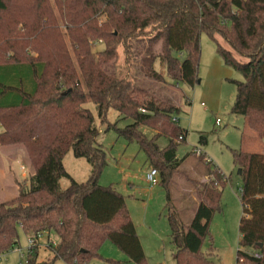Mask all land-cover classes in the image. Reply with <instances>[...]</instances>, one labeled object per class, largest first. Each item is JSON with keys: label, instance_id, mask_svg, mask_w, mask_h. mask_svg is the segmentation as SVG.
Returning a JSON list of instances; mask_svg holds the SVG:
<instances>
[{"label": "trees", "instance_id": "trees-1", "mask_svg": "<svg viewBox=\"0 0 264 264\" xmlns=\"http://www.w3.org/2000/svg\"><path fill=\"white\" fill-rule=\"evenodd\" d=\"M11 1L0 0L1 13L9 9ZM65 6L63 17L72 27L76 64L60 41L58 20L48 9L42 17L48 19L46 29L36 31L37 38L51 42L49 48H35L39 54L31 57L0 45V146L22 145L34 170L31 189L19 185L15 198L0 203V257L16 248L21 229L28 237L46 232L58 239L50 246L51 261L39 263V250L34 248L27 264H54L57 260L90 264L103 258L100 250L106 242L133 264H147L126 198L115 188L99 184L107 155L98 141L100 130L94 115L83 105L89 98L102 122L110 109L133 121L123 129L115 126V131L129 144H137L147 163L158 171L159 184L171 200V178L180 173L176 151L187 137V131L174 121L182 109L167 97L118 77L113 71L118 48H123L126 62L139 65L145 77L167 82L156 68L159 63L174 85L194 87L201 35L206 33L212 39L220 35L247 59L240 62L217 42L218 56L242 77L233 82L237 96L232 113L243 116L248 128L264 138V0H66ZM78 8L81 18L74 13ZM78 18L84 25L74 27ZM38 23L33 27L40 26ZM30 32L36 35L34 30ZM91 37L103 39L105 44L97 58L90 47ZM142 126L152 128L156 135L147 138ZM161 136L170 139L164 149L157 143ZM69 151L91 165L87 182L74 181L66 171L63 159ZM233 155L242 170L239 245L246 250L237 252V264H264V153L238 151ZM200 159L213 178L208 183L192 182L199 200L192 222L185 225L176 209L168 214L175 264H217L211 259L212 244L207 252L203 247L223 196L219 188L227 178L205 157ZM64 177L71 183L66 189L60 186Z\"/></svg>", "mask_w": 264, "mask_h": 264}, {"label": "rangeland", "instance_id": "rangeland-1", "mask_svg": "<svg viewBox=\"0 0 264 264\" xmlns=\"http://www.w3.org/2000/svg\"><path fill=\"white\" fill-rule=\"evenodd\" d=\"M65 1L46 0L45 3V0L41 2L12 0L9 9L6 12H0V45H3L2 48H11L15 53H25L31 57L39 54L34 50L35 48L41 50L49 48L51 42L37 38L38 32L36 31L39 27L40 32L46 29L48 19L42 17L46 16L45 11L48 9L54 14V19L58 20L60 41L64 43L76 64L73 51L74 42L70 34L72 27H68L63 17L66 13ZM61 2H63L62 7ZM79 10L80 8L74 12L77 17H80ZM80 18L77 19L78 24L74 27L84 25L80 23ZM35 22H39L40 26L33 27ZM3 30L13 34L8 36L2 33ZM32 30L36 32V35H29ZM214 36L215 39L206 33L201 35V58L198 67V81L200 82L194 87L184 84L174 85L167 78L165 69L159 63L156 68L166 77L167 82H157L145 77L137 63L131 65V61V63L126 62L127 57L122 47L118 48V59L113 67L118 77H126L137 85L154 92L157 96L167 97L182 109L181 113L176 116L178 120L176 124L187 131V137L176 151L177 159L181 162L180 173L171 178V200H168L164 186L161 184L151 186L146 181V172L149 171L146 165L148 161L144 153L139 151L137 144H129L115 131V126L123 129L133 121L124 120L121 113L110 109L107 118L102 122L96 105L89 98H87L88 102L83 105L94 115L95 125L100 130L98 141L107 155V166L99 178V184L115 188L126 198L129 214L134 218L143 242L147 264H175L176 248L172 243L168 214L176 209L182 222L187 226L194 218L199 200L196 194L197 187L192 182L206 183L202 180H205L204 177L207 174L204 162L195 153L192 154L196 150L205 152L207 160L211 161L213 166L218 165L227 178L225 185L219 188L223 196L219 202V210L216 211L211 222L210 237L203 251L207 252L212 244L214 255L211 259L217 264H237V252L246 251L239 245V224L243 212L240 200L243 180L239 174L240 168L234 162L233 154L238 151L263 154L264 139L248 128L243 116L232 113L237 96L236 85L233 82L241 80L242 77L237 71L228 68L218 56L217 42L230 52L233 51L220 35L215 34ZM91 39L92 37L89 39L90 47L97 58V55L105 48V44L103 39ZM5 40L7 44L4 43ZM1 50L0 48V53ZM234 55L241 60L240 62L247 61L237 53ZM82 86L86 90L83 81ZM217 119L221 121L220 125H216ZM109 126L111 129L107 130ZM141 130L149 139L156 135V131L150 127L144 126ZM169 142L170 139L165 136L159 137L157 141L160 149L168 147ZM0 162L4 176V182L0 183V203H4L18 195L19 185L31 189L30 177L33 174V166L28 157L22 161L24 171L20 168L21 164L12 159L8 160L1 156ZM63 165L74 181L85 183L89 180L92 167L87 159L76 158L73 152L69 151L63 159ZM210 176L213 178L211 174ZM3 183L6 185L5 188L2 187ZM70 184L69 178L60 179L62 189L68 188ZM146 209H148L147 214H145ZM19 234L20 245L16 250L2 256L0 264H27L29 239L21 229ZM50 237L54 243L58 242L56 235L50 234ZM47 238L48 235L40 238V241L44 243ZM48 251L47 253L44 250L41 252L42 262L51 261L54 258L52 251ZM100 253L101 257L105 258L104 261L94 259L90 264H133L111 242H106ZM54 264L66 263L57 260Z\"/></svg>", "mask_w": 264, "mask_h": 264}, {"label": "crops", "instance_id": "crops-1", "mask_svg": "<svg viewBox=\"0 0 264 264\" xmlns=\"http://www.w3.org/2000/svg\"><path fill=\"white\" fill-rule=\"evenodd\" d=\"M232 50V49H231ZM233 52H232V54L234 55V53H236L234 50H232ZM236 55H234V57H235ZM236 59H238L237 57H235ZM239 60V59H238ZM239 61H241V60H239ZM177 122H178V120H177ZM217 125V124H216ZM144 126H142V128H143ZM142 128H140V130L142 129ZM184 129V128H183ZM1 132H3V127H2V125L0 124V133ZM156 134V133H155ZM154 134V135H155ZM264 139V138H263ZM139 148V147H138ZM197 149V148H196ZM201 151V150H200ZM141 152V151H140ZM202 152V151H201ZM194 153V152H193ZM192 153V154H193ZM202 154L204 155V157H205V159H206V153L204 152H202ZM194 155V154H193ZM6 157L8 160L9 159H12V160H14V161H17V163H20L21 164V166H20V168L24 171L25 170V167L23 166V164H22V161L26 158V157H28L27 156V154H26V151L24 150V148L22 147V145H20V144H12V145H7V146H0V157ZM147 163V162H146ZM212 163V162H211ZM205 164V163H204ZM146 165H148L147 167H148V170L151 168V166H149V164L147 163ZM215 166H217V167H219L218 165H215ZM205 167H206V172H207V174L205 175V177H204V179L205 180H202L203 182L204 181H206V183H208L211 179V176H210V174H208V169H207V166H206V164H205ZM220 168V167H219ZM147 170V171H148ZM220 170L222 171V169L220 168ZM34 171V170H33ZM223 172V171H222ZM147 173V172H146ZM24 175V174H23ZM1 182H4V176H3V173H2V163L0 162V183ZM5 184L3 183L2 184V187L3 188H5ZM19 189V188H18ZM195 200V199H194ZM199 205V204H198ZM146 208V207H145ZM148 213V209H146V213L145 214H147ZM132 219H133V221H134V218L132 217ZM134 224L136 225V223H135V221H134ZM136 230H137V233H138V236H139V238L141 239V236H140V234H139V232H138V228H137V225H136ZM46 235H48V238H47V240H45L44 241V243H42L41 241H40V238H42V237H45ZM27 236V235H26ZM27 238L29 239L30 237H28L27 236ZM57 242H55L54 243V241H53V239L50 237V234L49 233H42L41 235L39 234V236H37L36 237V246H35V248H37V250H39L38 251V260H39V263L40 262H42V258H41V256H40V254H41V252L44 250L45 251V253H47V252H49L48 250H50L51 251V249H50V246L51 245H54V244H56ZM141 243H143L142 242V239H141ZM20 245V242H19V244L16 246V248L14 249V250H16L17 249V247ZM143 245V244H142ZM44 246V247H43ZM144 248V247H143ZM145 250V249H144ZM13 251V250H12ZM53 252V251H52ZM5 255H7V254H5ZM5 255H3V256H5ZM27 256H28V250H27ZM2 257V256H1ZM1 257H0V259H1ZM104 259L105 258H99V260H101V261H104Z\"/></svg>", "mask_w": 264, "mask_h": 264}, {"label": "built area", "instance_id": "built-area-1", "mask_svg": "<svg viewBox=\"0 0 264 264\" xmlns=\"http://www.w3.org/2000/svg\"><path fill=\"white\" fill-rule=\"evenodd\" d=\"M143 112H145L144 110H142ZM174 121H177V118H174ZM221 121L219 119L216 120V124L217 125H220ZM195 154L199 157L203 156L204 155L202 154V152L200 150H196L194 151ZM206 161L207 162H211L209 160H207L206 158ZM146 181L148 183L151 184V186H156L159 184V173L156 169L154 168H150L149 171L146 173ZM36 246V237H30L29 238V248H28V253L30 252H33V249L35 248ZM20 252V251H19ZM257 259L261 258V254L260 253H255L253 254Z\"/></svg>", "mask_w": 264, "mask_h": 264}, {"label": "water", "instance_id": "water-1", "mask_svg": "<svg viewBox=\"0 0 264 264\" xmlns=\"http://www.w3.org/2000/svg\"><path fill=\"white\" fill-rule=\"evenodd\" d=\"M198 82H200V81H198ZM241 173H242V170L241 169H239V174L241 175ZM263 245H259V247L261 248Z\"/></svg>", "mask_w": 264, "mask_h": 264}]
</instances>
